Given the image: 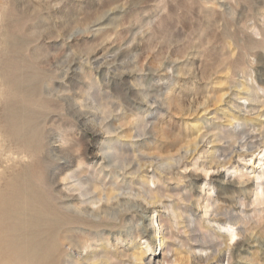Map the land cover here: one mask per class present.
Masks as SVG:
<instances>
[{
  "label": "rangeland",
  "instance_id": "obj_1",
  "mask_svg": "<svg viewBox=\"0 0 264 264\" xmlns=\"http://www.w3.org/2000/svg\"><path fill=\"white\" fill-rule=\"evenodd\" d=\"M263 144L264 0H0V264H22L10 252L28 229L44 249L59 234L56 264L91 238H153L151 212L65 201L67 174L158 198L159 264H264ZM125 243L87 263L137 264Z\"/></svg>",
  "mask_w": 264,
  "mask_h": 264
},
{
  "label": "bare ground",
  "instance_id": "obj_2",
  "mask_svg": "<svg viewBox=\"0 0 264 264\" xmlns=\"http://www.w3.org/2000/svg\"><path fill=\"white\" fill-rule=\"evenodd\" d=\"M245 138H247V136H245ZM241 144H242L241 148L239 147V150L236 151V156H239L244 160H248V158L250 161L253 160L256 156V151L250 150L252 149L253 145L251 146V148L247 147L249 145L248 139H246V141L242 142ZM250 144L252 143L250 142ZM245 147H247L246 150L243 149ZM261 153H264V148L263 150L259 151V154ZM232 158L233 155L230 157V159L226 160L225 162H222V167L225 166V164H230ZM90 165L94 167L97 171H99L100 174L98 178L102 181L107 180L110 176L112 183L117 184L116 179L122 176L120 173L116 174L111 169L110 171L105 170L104 163L94 161L91 162ZM107 166L109 165L107 164ZM212 168L213 167H210V169ZM217 168H219V166ZM125 173H127V171L124 169V174ZM134 175H137V172H134ZM263 175L264 172L262 174H259L257 178H261ZM71 178H73V180ZM81 180L82 179L75 178V176L71 174H67L64 177L61 183L62 185L61 192L65 195L64 197L65 201L73 203L74 200H77L78 203L74 205L76 208L78 207L79 209H82L84 212L93 213L96 216H99V214L103 213L107 217L113 219H121V217L126 216L128 212L131 211L133 212L134 209L135 211H140L141 214H146L148 212H151L148 219L149 222L154 225L155 235L153 236V238L150 236L143 237L144 238L143 241L137 240L134 235H127L126 237L115 236V239L113 240L114 242H111L109 239L101 240L100 238L99 239L91 238L86 242L80 244L79 247L81 248V251L79 255H76L74 253H68V255L65 257V262H66L65 264H88L87 260L91 259V257L98 252H103V251L118 252L121 248L123 249L124 242H126L125 246L127 248L134 249L133 258L136 260L137 264L161 263L162 260L159 255L165 253L166 250L170 249V243L167 240V231L166 228H164L165 223L162 214H159L155 209H151V205L153 203L158 202V198L154 196H150V194L147 192L144 194L143 203L134 204L131 203L132 202L131 199H128L132 195L123 191L115 192L113 190L110 192H104L103 190L101 192L99 191L90 192L88 190L89 192H87L81 186V182H82ZM159 181L160 179L157 177L156 173H153L150 178L149 176L148 178L144 177L143 182L145 183L152 182L156 184ZM8 216L11 218L14 217L13 207L9 208ZM176 216H178V214H176ZM7 228L10 231V233H14L16 230H19L16 224H12V225L9 224ZM36 232L30 233L28 229L25 232V236L21 242L19 243H15L13 241L9 242V243L13 242L12 252H10L11 256H13L12 259L18 261V263L21 262L22 264H56L57 260L53 258V253L57 250L55 239H58L59 234L51 235L50 239L53 238V240H50V244L48 246L49 248L44 249L42 246V241L40 239L41 234L40 233L36 234ZM237 234L238 233L234 229L231 231L232 238H234ZM221 236L227 237L228 234L226 235L225 233H221ZM154 241H157V245H155V247H154ZM225 246H226L225 250L227 251H229L232 247L230 242L229 243L226 242ZM97 260H100L101 262L106 261L105 259L102 258H98ZM163 261H169V260L163 259Z\"/></svg>",
  "mask_w": 264,
  "mask_h": 264
}]
</instances>
